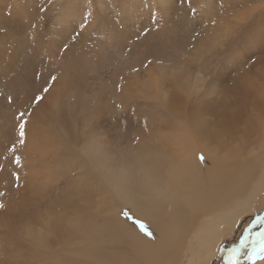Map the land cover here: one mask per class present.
<instances>
[{"label": "rangeland", "instance_id": "374dc122", "mask_svg": "<svg viewBox=\"0 0 264 264\" xmlns=\"http://www.w3.org/2000/svg\"><path fill=\"white\" fill-rule=\"evenodd\" d=\"M69 63L68 70L61 67ZM235 84L242 85L233 90ZM263 86L264 0H0V264H53V256L81 246L70 235L62 248L49 235L48 248L35 247L24 231L27 211L37 213L35 223L28 222L38 233L47 232L51 220L61 226L78 214L99 224L108 213L93 212L104 190L85 168L87 148L115 145L156 114L169 119L162 103L170 96L181 109L197 106L214 118L227 108L249 110L246 90ZM207 105L216 109L206 112ZM21 111L25 142L7 152ZM40 134L52 140L71 135L76 142L70 154L53 153L52 146L41 154ZM16 157L19 164L11 162ZM118 216L144 222L128 206ZM233 230L210 264L261 259L248 257L264 242V185Z\"/></svg>", "mask_w": 264, "mask_h": 264}, {"label": "bare ground", "instance_id": "6f19581e", "mask_svg": "<svg viewBox=\"0 0 264 264\" xmlns=\"http://www.w3.org/2000/svg\"><path fill=\"white\" fill-rule=\"evenodd\" d=\"M73 65L61 67L68 70ZM163 69L156 66L161 73ZM246 93L252 96L249 110L244 105L227 108L214 118L204 117L197 106L183 110L182 102L170 96L161 102L172 115L169 119L156 114L146 119L148 126L135 131L138 135L122 134L115 145L103 141L99 150L86 147L85 168L104 190L93 212L108 208V213L99 224L74 213L73 221L60 226L51 220L48 231L38 233L29 224L35 223L37 213L27 211L25 234L40 249L51 245L49 235L62 248L69 245L70 235L71 243H82L68 254L53 256V264H210L223 236L252 211L264 185V86ZM208 106L206 112L216 109ZM46 118L41 115L39 121ZM57 137L39 135L41 154L46 146H52L53 153L61 148L70 154L75 138ZM121 141L125 144L118 147ZM122 206L144 221L145 230L118 216ZM254 264H264V259Z\"/></svg>", "mask_w": 264, "mask_h": 264}, {"label": "snow or ice", "instance_id": "6c2138e0", "mask_svg": "<svg viewBox=\"0 0 264 264\" xmlns=\"http://www.w3.org/2000/svg\"><path fill=\"white\" fill-rule=\"evenodd\" d=\"M152 19H155V17H152ZM53 79H55V77H53ZM44 91H47V89H44ZM8 99H9V102H11L12 98L9 97ZM40 99H42V97H40V96L35 97V101H39ZM24 116H25V113L23 111L17 113L14 116L15 123L13 126V131L16 134V140H15V142L12 143V147L6 148L7 152H13L14 151L15 143L24 144V142H25L24 138H25L26 120L24 119ZM201 159H203V157H201ZM11 162L15 163V164H19V162H20L19 157H16ZM0 207H3V205H0ZM125 215H127V213H125ZM140 228H141V230H145V226L142 223H140ZM148 234L151 235V233H148ZM257 235H259V234H257ZM241 243L243 244V241ZM235 254H238V249L233 250V256ZM256 256H260L261 259H264V242L261 243L259 249H256L254 247L248 258L250 260H253V259H255Z\"/></svg>", "mask_w": 264, "mask_h": 264}]
</instances>
